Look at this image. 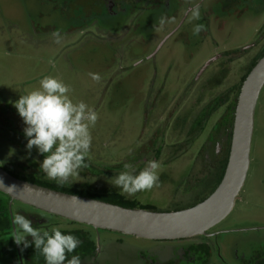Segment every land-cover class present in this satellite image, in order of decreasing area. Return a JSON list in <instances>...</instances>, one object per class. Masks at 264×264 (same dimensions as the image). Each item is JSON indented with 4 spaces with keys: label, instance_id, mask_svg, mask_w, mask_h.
I'll use <instances>...</instances> for the list:
<instances>
[{
    "label": "rangeland",
    "instance_id": "rangeland-1",
    "mask_svg": "<svg viewBox=\"0 0 264 264\" xmlns=\"http://www.w3.org/2000/svg\"><path fill=\"white\" fill-rule=\"evenodd\" d=\"M116 3L124 12H99L98 5L94 7L90 0H0V99L12 107L15 115L11 116L18 118L13 104L20 95L38 88L45 76L61 80L70 87L68 95L74 103L83 101L98 114L97 122L90 127L92 144L85 161L88 167L65 185L118 191L157 211L189 207L217 181L216 176H208L194 196L183 194L181 182L186 178L192 181L193 176L187 174L205 138L206 126L187 147L176 146L168 158L163 153L157 158L161 164L158 187L128 195L110 181L125 170V164H133L138 173L145 160H154L156 154L148 147L160 119L151 104L162 86L166 84L162 90L166 97L174 95L211 60L215 65L209 71L214 70L224 51L255 42L264 29V0ZM197 4L200 19L193 20L186 12ZM197 24L205 28L193 35ZM56 31L61 36L59 44L52 36ZM242 63L239 59L229 64L223 80L229 75L233 81ZM90 74H98L100 80H93ZM176 124L169 115L163 116L162 128L172 132ZM6 130L14 138H25L19 128ZM170 141L169 133L160 138L164 151ZM15 153L16 146L0 137V157L7 159ZM36 164L35 175L48 179L40 170V161ZM49 218L57 227L66 228L69 223L58 216ZM79 226L94 233L97 241L96 253L81 259V264H125L136 255L134 245L150 242ZM218 227L227 230L216 239L224 257L230 256L229 246L246 255L264 246V85L255 107L246 177L232 210ZM116 238L122 241L115 243Z\"/></svg>",
    "mask_w": 264,
    "mask_h": 264
},
{
    "label": "flooded vegetation",
    "instance_id": "flooded-vegetation-1",
    "mask_svg": "<svg viewBox=\"0 0 264 264\" xmlns=\"http://www.w3.org/2000/svg\"><path fill=\"white\" fill-rule=\"evenodd\" d=\"M90 1L94 7L98 5L99 12L103 11L108 14L124 12L120 6L121 4H117L116 0ZM222 3H227V1H222ZM260 32L259 38L251 45L224 51L220 55V62L216 63V68L212 71L209 70L215 64H213V60L209 61L201 71L194 73L195 75L186 84H183L184 89L179 87L181 89L176 91L174 95H168L169 100L162 92L166 86L164 84L159 90L158 97L151 104L156 114H158L157 118L160 119L156 124L158 130L154 132L153 142L148 147L156 154L154 160H157L162 153L163 156L166 155V158H168L176 146L187 147V144L196 134L204 132V127H207L202 145L197 155L194 156L193 167L189 172L190 174H187V176H193L192 181L184 178L185 180L181 182L184 185L182 191L184 195L192 194L194 196L195 189L207 181L206 177L216 176L217 181L205 195H199V199L191 201L189 206L197 203L212 192L222 177L221 171L223 167L225 168L224 164L226 165L227 162L232 134L230 122L231 107L238 94L242 77L246 76L244 74L249 72L252 64L256 62L259 54L264 50V29L262 28ZM251 52H253L252 55ZM239 59H243V65L241 64L242 66L239 67L236 78L231 81L228 75L223 80L224 76L222 77V75L225 74L226 69H229V64ZM241 73H243L242 77ZM218 87L221 88L218 89ZM147 103L145 102V104ZM161 114L163 116L169 115L172 122H177L174 131L171 132L162 128L163 116ZM11 115H15L12 107L0 99V137L3 142L10 144V146L15 145L16 153H18H15L14 157H8L7 159L0 157V167L7 172L23 177L35 175L37 169L33 165L37 167L36 163L39 161L41 163L44 157L38 153L35 147L29 153L24 143H27L26 138L17 137L19 138L17 139L10 136L6 129L10 130L15 127L23 131L25 127L20 117L13 118ZM167 133L170 134L171 141L164 151L163 145L159 144V140L160 138L164 139ZM146 161L143 162V166H145ZM41 178L46 179L45 177ZM5 196L3 197L0 194V264H46L45 261L36 262L33 260L32 255L39 252L37 250L33 253L31 252V249H35L34 245H31V237H28L30 246L27 248L23 244L17 245L12 239L14 227L12 217L16 213L27 217L31 221L32 226L41 231L47 230L51 232L52 228H59L63 234H71L78 237L82 243L73 253L68 254L69 258L73 255H78L80 259H84L93 255L92 253H96L97 241L94 240V233L83 226H79L82 224L72 221L65 224L66 228L57 227V224L53 223L49 218L51 217L50 214L17 201H10L9 197ZM218 225L220 223L207 230L204 235L174 240H148L150 242L147 245H134L133 248L136 249V255L125 264H264V246L251 250L248 255L240 254L229 246L227 251L230 250V256L224 257L216 239L226 233L227 230L218 227ZM84 226L86 225L84 224ZM89 227L93 229L91 226ZM93 230L97 233L104 232L106 234L133 237L108 230ZM108 236L107 238L105 237V243L109 239ZM133 238L135 239V237ZM121 241L122 239L120 238L115 239V243ZM221 246L223 247V244ZM24 249H28L30 257H26ZM223 249L224 251L226 250V248Z\"/></svg>",
    "mask_w": 264,
    "mask_h": 264
},
{
    "label": "water",
    "instance_id": "water-1",
    "mask_svg": "<svg viewBox=\"0 0 264 264\" xmlns=\"http://www.w3.org/2000/svg\"><path fill=\"white\" fill-rule=\"evenodd\" d=\"M264 85V54L244 77L234 101L232 134L226 166L214 190L192 206L153 211L129 208L58 191L19 179L0 167V193L50 215L147 240H174L204 235L232 210L249 166L254 113ZM14 190L9 191L7 188ZM76 197L77 201L71 197Z\"/></svg>",
    "mask_w": 264,
    "mask_h": 264
},
{
    "label": "clouds",
    "instance_id": "clouds-1",
    "mask_svg": "<svg viewBox=\"0 0 264 264\" xmlns=\"http://www.w3.org/2000/svg\"><path fill=\"white\" fill-rule=\"evenodd\" d=\"M186 14L193 20L200 19V6L191 7ZM160 23H164L163 17ZM204 28L203 24L195 25L193 35H198ZM52 36L54 42L59 44V31L53 32ZM90 75L93 80H100L98 74ZM70 91V87L61 80L45 76L39 81L38 88L20 95L13 104L25 125L26 149L29 153L33 147L37 149L44 157L40 170L49 180L61 186L68 183L70 178H79L81 170L88 167L85 161L92 144L90 127L98 120V114L86 103L73 102L68 95ZM160 168L158 161L147 160L137 173L136 167L128 163L124 165L125 170L116 174L110 183L128 195L151 190L159 186ZM7 189L14 190L12 187ZM71 199L77 201L74 196ZM12 224L14 242L27 248L30 246L28 237H31V245L41 252L46 264H81L78 255L68 256L81 245L78 237L63 234L59 228H52L51 232L41 231L19 213L12 217Z\"/></svg>",
    "mask_w": 264,
    "mask_h": 264
},
{
    "label": "trees",
    "instance_id": "trees-1",
    "mask_svg": "<svg viewBox=\"0 0 264 264\" xmlns=\"http://www.w3.org/2000/svg\"><path fill=\"white\" fill-rule=\"evenodd\" d=\"M263 54H264V50L259 54L257 60ZM253 65L254 64H252V66ZM244 75H246V73ZM244 77L245 76L242 77L241 82L243 81ZM233 108H234V102L232 104L231 113H230V116H231V121H230L231 122V125H232V122H233ZM224 166H226V165L224 164ZM224 169L225 168L223 167V169L221 171V176H222V173H223ZM10 174L13 175V176H15V177H17V178H19V179H22V180H25V181H28V182H32V183H35V184H38V185H42V186H45V187H49V188H52V189H55V190H58V191L66 192V193H71V194H76V195H80V196H84V197L98 199V200H102V201H105V202H108V203L117 204V205H120V206H123V207L143 208V209L153 210V211L156 210L155 208L150 207L149 205H141L135 199H130L127 196H125L124 194H122V193H120L118 191H105V192L104 191H96V190H91V189H89L87 187H83V188L69 187V186H67L65 184L63 186H61V185H58L55 181H50V180H47V179L38 177L37 175H31L29 177H23V176L15 175V174H12V173H10ZM0 194L3 197H6L2 193H0ZM207 196H205V197H207ZM203 199H201V200H203ZM68 222H72V221H68ZM34 251H36V249H31V252L32 253ZM37 251L39 253H36L35 255H32L33 260L36 261V262H44L45 260H44L43 255L41 254V252L39 250H37ZM24 253H26V255H27L26 257H30V254H28V249H24ZM31 264H35V263H31Z\"/></svg>",
    "mask_w": 264,
    "mask_h": 264
}]
</instances>
